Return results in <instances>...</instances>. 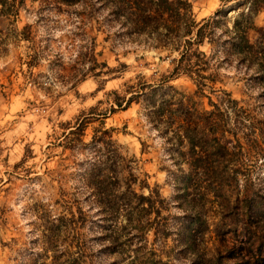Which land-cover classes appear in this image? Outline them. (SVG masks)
Returning <instances> with one entry per match:
<instances>
[{
    "label": "rangeland",
    "instance_id": "obj_1",
    "mask_svg": "<svg viewBox=\"0 0 264 264\" xmlns=\"http://www.w3.org/2000/svg\"><path fill=\"white\" fill-rule=\"evenodd\" d=\"M189 1L196 23L216 21L193 49L207 55L202 87L195 54L164 82L182 48L131 43L119 24L108 38L102 8L82 28L26 0L2 26L0 264H264V0ZM108 129L137 193L164 200L142 238L113 234L92 194Z\"/></svg>",
    "mask_w": 264,
    "mask_h": 264
},
{
    "label": "trees",
    "instance_id": "obj_2",
    "mask_svg": "<svg viewBox=\"0 0 264 264\" xmlns=\"http://www.w3.org/2000/svg\"><path fill=\"white\" fill-rule=\"evenodd\" d=\"M41 6L44 8L57 7L58 9L65 8L71 14H75L80 21V27L85 28L87 23H91L93 17L99 9L106 10L107 13L102 19L97 17V23L100 30L109 32L115 24H119L122 30L120 35L128 38L131 43L138 45H147L158 49L171 48L181 51V57L175 60L174 69L171 75L164 76V82L172 77L178 76L182 72L191 73L193 65H184V60L195 54L197 61L195 62V73L201 80L199 85L204 86L203 79L205 76L200 74L203 69L200 64L207 63L203 61L207 56L205 52L194 49L195 44H203L206 37H210L215 30V17L203 19L200 23H196L193 14L192 5L189 0H95V3L88 4L84 0H42ZM81 1L84 3L80 8ZM26 5V0H0V49L5 48L10 40L9 34H3L2 26L6 24H13V18H17L21 7ZM98 6V7H97ZM219 13V12H218ZM87 16V20L85 17ZM95 18V17H94ZM237 31L246 34L247 30L240 28L238 23H235ZM15 35H18L15 32ZM117 35V34H116ZM189 36V37H186ZM108 38H111V33H108ZM240 43L238 42L236 46ZM85 57L87 54H84ZM92 59V58H90ZM94 61V60H93ZM201 62V63H199ZM164 84V83H163ZM138 86V85H137ZM149 84L144 82L141 84L140 91L149 88ZM136 87V86H134ZM130 88V86H129ZM119 98L118 105L123 106L133 102V97ZM166 102V101H165ZM235 100H230V103H235ZM233 107V106H231ZM147 108H155V102L147 103ZM165 107L158 109H151L155 116L153 121L162 123L164 119ZM170 111V110H168ZM85 123L78 124L75 131H71L66 137L79 133H84ZM111 130H105L104 136L94 139L103 141L105 146L97 150V157L95 159L96 165L92 169L94 174L93 185L96 202L100 206V211L104 221L109 222V229L113 234L129 235L133 233L134 236L145 237L147 232L153 226L151 221V213L156 211L158 216L162 211L163 201H159L160 207L157 209L154 205V195L160 198L161 194L156 191L155 194H138L135 186L138 182V177L133 172V167L125 166L122 163V157L118 152V148L111 139L106 140L104 137H111L109 135ZM96 170V171H95ZM87 186H89L92 175L89 176ZM149 203V205H148ZM255 206L254 202H249V208ZM156 207V208H154ZM126 218V222L123 221ZM219 251V249H217ZM141 264H148V262H140Z\"/></svg>",
    "mask_w": 264,
    "mask_h": 264
}]
</instances>
